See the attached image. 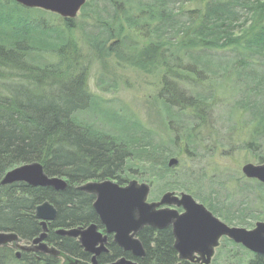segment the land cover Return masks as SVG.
Listing matches in <instances>:
<instances>
[{
	"label": "trees",
	"instance_id": "trees-1",
	"mask_svg": "<svg viewBox=\"0 0 264 264\" xmlns=\"http://www.w3.org/2000/svg\"><path fill=\"white\" fill-rule=\"evenodd\" d=\"M81 19L0 0V232L31 242L43 230L35 211L49 202L58 211L52 245L81 258L76 239L54 232L100 223L95 197L78 188L104 180L149 183L157 197L187 190L230 226L264 222V185L206 164L233 149L237 136L264 163V0H88ZM76 30L94 53L160 73L156 130L88 93V66L70 40ZM98 85L110 87L104 77ZM171 157L186 161L170 168ZM31 163L68 187L1 185ZM139 237L146 248L139 264L176 263L168 230L146 228ZM241 250L233 246L218 263L264 264ZM15 252L0 248V264L61 261L33 253L18 260Z\"/></svg>",
	"mask_w": 264,
	"mask_h": 264
},
{
	"label": "water",
	"instance_id": "water-1",
	"mask_svg": "<svg viewBox=\"0 0 264 264\" xmlns=\"http://www.w3.org/2000/svg\"><path fill=\"white\" fill-rule=\"evenodd\" d=\"M26 9H39L59 15L62 19L74 20L86 5L88 0H14ZM179 165L178 159H171L170 168ZM242 174L249 180L258 181L264 185V164H246ZM23 183L34 188H53L62 192L68 187L65 179L49 177L44 172L43 165L31 163L9 171L1 182L2 186ZM82 193L95 197L93 208L105 227L106 233L114 235V243L126 253L134 257H145L146 249L138 238L139 233L146 228L157 231L172 227L175 236V249L180 260L190 261L194 253H198L202 260L209 264L214 250L222 237H228L236 245L256 256L264 257V222L259 221L253 229L231 227L220 221L204 205L199 204L193 196L170 192L161 197L159 202H148L151 193L150 184L131 181L125 187L117 182L104 180L103 182H89L78 188ZM183 212H179V210ZM57 208L49 202L37 207L35 218L40 221L42 234L35 238L31 246H23L22 239L13 232H0V248L13 244L20 251L39 252L52 257H59L61 252L55 247L50 248L46 242L49 231L48 225L57 219ZM57 235L78 240L85 253L92 257V264H98V256L107 252L104 247L108 237L103 236L97 224L74 229L58 230ZM99 246V247H98ZM20 255V254H19ZM72 264H78L74 262ZM108 264H137L126 258Z\"/></svg>",
	"mask_w": 264,
	"mask_h": 264
},
{
	"label": "rangeland",
	"instance_id": "rangeland-1",
	"mask_svg": "<svg viewBox=\"0 0 264 264\" xmlns=\"http://www.w3.org/2000/svg\"><path fill=\"white\" fill-rule=\"evenodd\" d=\"M74 21L83 22L81 19V12ZM56 23L58 25L61 24L60 20ZM70 40L78 47V54H80L81 62L88 66V93L99 98V100H103V102L107 101V103H111L113 101L112 106H114L115 109L125 107L128 110L124 111L135 112L144 124L146 123L147 126L156 130L159 126V115L157 111L160 109L159 105L157 106L156 103L162 91V76L160 73L155 71L151 72L150 70H139L134 65L124 62L125 60H123V58H121V60L117 58L116 55L112 54L113 52L110 57L94 53L84 42L82 32L79 30L74 31L73 35L70 36ZM101 77L108 80L109 89L100 88L98 83ZM110 112L114 111L110 110ZM242 142H244V138L241 140V137L237 136L236 140L233 142V144H235L233 149H225L222 155L220 153L215 154L212 158L213 160H207L206 164L214 163L217 164L218 167L230 169L232 172L239 171L237 174L240 175H242V169L246 164L263 165L264 163L261 164L256 161L254 154L244 150V143L242 145ZM259 151H261V148ZM173 158L175 157H171V159ZM171 159H169V162ZM177 159L182 165L186 161L183 157H177ZM203 192H207V189L204 188L202 193ZM166 193L167 192L161 193L158 197V194L153 195L152 193L149 201L157 202L162 195ZM177 193H187L193 196L192 193L190 194L187 190ZM197 202L208 208L205 203H201L198 200ZM216 216L224 223H227L219 215ZM60 264L65 263L61 260Z\"/></svg>",
	"mask_w": 264,
	"mask_h": 264
},
{
	"label": "flooded vegetation",
	"instance_id": "flooded-vegetation-1",
	"mask_svg": "<svg viewBox=\"0 0 264 264\" xmlns=\"http://www.w3.org/2000/svg\"><path fill=\"white\" fill-rule=\"evenodd\" d=\"M179 212L182 213L183 210L181 209V210H179ZM51 224L48 225V228H49V226ZM96 224L97 223H95V225ZM97 226H99V231L103 234V236L108 237L107 243L104 246L106 248L107 252H103V253L100 254V256H98V264H108V263L118 262L119 259H121V258H126L128 261H133V262H136L137 264H139V262L141 260H144L146 258V256L145 257L136 258L130 252L129 253L124 252L121 247L117 246L114 243V237H115L114 235L106 233V229H105L104 226L101 225V223L97 224ZM58 230H61V229H58ZM164 230H168L170 232L171 236H172V246H173L175 255L177 256V260H176L175 264H206L202 260V257L196 252L194 253L193 258L190 261H186V260L182 261V260H180V258H179L180 255L177 252V250L175 249V242L176 241H175L174 234H172V227H170L168 229H164ZM57 231H55L54 234L57 237H61V236L57 235V233H56ZM42 232H43V230H42ZM50 235H51V233H50V228H49V231H48V234H47V238H46L47 239L46 242H47L48 246L50 248L55 247L56 249H58L56 246H54V244L52 245L51 240L49 239ZM66 238H68V237H66ZM34 239L31 242L22 239L23 241H22L21 244L24 245V246L29 247V246H31V243L34 241ZM69 239H71V238H69ZM77 242H78V240H77ZM218 242H219V245L216 246V248L214 250L215 255L213 256V258L211 259L209 264H219L218 262H220V260L224 256L226 258V256L229 257L230 255H232L231 252H232L233 246L238 248L240 252L242 251L241 249H244L241 245H238V244L236 245V243L231 241L228 237H222V238H220V240ZM78 244H79V242H78ZM10 247L12 249H14V251H16L15 253H16V257H17L18 260H21L23 255L26 254V253H28V254H32L33 253L35 255H38V254H42L43 255L44 254V253H39V252H35V251H32V252L20 251L14 245L8 246V248H10ZM79 248H81L80 245H79ZM81 249H82V257L81 258H79V257L78 258H76V257L75 258H69L68 256H63V253L59 249L58 250L61 252V257L59 256L58 258H56V257H53V258H56V259H59V260H63L64 263H69V264H72L73 262H76V261L78 262V264H91L92 263V259H91L92 256L89 253H85L83 248H81ZM247 252H249V251H247ZM250 254H253V253L250 252ZM44 255L50 256L48 254H44ZM237 255L238 256L240 255L239 257H242L241 253L240 254L238 253ZM253 255L256 256L255 254H253ZM50 257H52V256H50ZM236 263L237 264L240 263L239 260L238 261L236 260ZM247 264H248V261H247Z\"/></svg>",
	"mask_w": 264,
	"mask_h": 264
}]
</instances>
